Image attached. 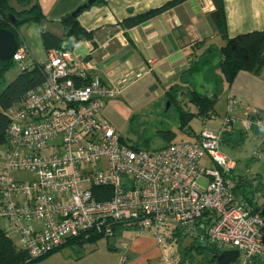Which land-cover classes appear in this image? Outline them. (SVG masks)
<instances>
[{
    "label": "built area",
    "instance_id": "built-area-1",
    "mask_svg": "<svg viewBox=\"0 0 264 264\" xmlns=\"http://www.w3.org/2000/svg\"><path fill=\"white\" fill-rule=\"evenodd\" d=\"M11 60L19 72L39 65L43 75L40 85L7 110L0 162V218L28 260L78 236L108 238L116 226L136 225L138 232L152 229L158 242L165 229L206 241L218 255L237 250L231 264L264 263L261 192L253 195L256 210L235 197L228 175L236 158L220 147L222 133L238 119L233 96L218 131L203 129L193 141L156 150L134 149L101 115L110 90L97 78L77 82L88 68L73 74L72 49H50L36 65L20 36ZM241 124L245 131L263 126L257 115ZM250 157H264V145ZM19 173L30 177L18 178ZM93 188L108 196L98 197Z\"/></svg>",
    "mask_w": 264,
    "mask_h": 264
},
{
    "label": "crops",
    "instance_id": "crops-1",
    "mask_svg": "<svg viewBox=\"0 0 264 264\" xmlns=\"http://www.w3.org/2000/svg\"><path fill=\"white\" fill-rule=\"evenodd\" d=\"M169 1L95 0L77 15L80 26L90 31L92 37L70 48L76 64L72 72L75 74L77 68L86 67L85 79L90 81L97 78L110 90L111 95L105 97L101 115L114 129L118 128L121 113L129 116L139 114L142 118L161 113V106L166 101V90L180 82L191 61L208 47H221L225 43L210 17L214 8L211 0H184L133 27L122 25L126 17L160 7ZM34 2L39 4L45 19L40 23L21 25L19 34L26 42L31 60L37 64L45 60L48 52L42 45V31L61 37L63 26L57 24L86 0H30V4ZM10 4L16 10L21 9L14 0ZM223 6L228 37L264 28V0H223ZM65 44L67 46L70 43ZM189 80L201 93L212 94L213 83L204 73H198ZM229 96L237 100L233 114L238 119L227 133L243 132V140L240 145H235L231 140L227 143L223 140L220 147L225 154L236 158L233 175H244L240 171L241 160L251 162L264 159L250 157L254 149H261L264 145V67L259 75L240 70L231 81L223 80L214 105V115L207 120L193 118L201 124L197 131L191 126L192 120L189 122L192 136L189 141L195 140L203 129L218 131ZM163 111L166 114L173 110L169 109L168 104ZM256 115L263 126L243 130L241 119ZM217 116L218 125L211 128ZM246 147L248 151L244 150ZM256 168L259 170L258 166ZM250 173L263 176L258 171ZM257 201L262 203L264 199L260 197ZM171 234L165 230L162 241L158 242L152 229L138 232V226L130 225L119 228L100 247L98 243L102 239L83 244L80 252L74 246H66L76 249L75 263H81L85 256L94 254L89 264H184L179 260L176 245L169 240ZM94 243L95 246L85 250L86 244ZM99 250L106 254L105 258L96 256ZM59 252L50 254L46 260L56 255L62 257ZM259 263L257 260L254 262Z\"/></svg>",
    "mask_w": 264,
    "mask_h": 264
},
{
    "label": "trees",
    "instance_id": "trees-1",
    "mask_svg": "<svg viewBox=\"0 0 264 264\" xmlns=\"http://www.w3.org/2000/svg\"><path fill=\"white\" fill-rule=\"evenodd\" d=\"M10 1L12 0H0V27L12 31L15 34L17 42H19V28L21 25L40 23L45 17L37 2L30 4V0H14L21 6L20 10H16L11 6ZM181 1L184 0H171L160 7L128 16L122 21V25L126 28L133 27L149 20ZM211 1L214 8L210 13V17L216 31L225 43L221 47H208L195 60H192L188 68L183 72L180 82L170 86L165 93V99L169 103V109L171 108L174 112L175 120L178 123V129L188 133H191L189 122L193 118L207 120L214 115V105L219 93L220 84L223 80L231 81L234 75L240 70L259 75L264 67V28L240 33L231 38L228 37L226 35L223 0ZM10 14L15 20L14 23H11L8 17ZM76 18L77 16H74L66 22H61L64 30L61 37L49 31H42L41 41L43 47L46 50L60 48L70 49L79 41L91 39L92 33L82 28ZM65 42H69L70 44L66 46ZM13 65L11 59L0 62V81L4 79L6 73ZM198 73H204L205 77L213 83V92L211 95L201 93L192 81L189 80ZM42 81L43 75L39 65H37L30 70L19 72L0 91V146L6 142V128L9 123L7 110L19 104L26 93L40 85ZM77 82L80 84H87L89 81L84 79ZM135 117L139 119L141 116L139 114L132 115V122L136 120ZM157 133L166 138L167 141L164 146L172 143L171 141L175 134L173 131L159 128ZM223 140L226 143L231 140L235 145H240L243 140V132L233 131L232 133H222L221 142ZM121 141L125 142V139L121 138ZM132 148L141 149L135 146H132ZM234 170L228 175L233 194L236 198L250 205L253 210H256V204L253 201L254 193L256 191L261 192V196L264 199V191L260 186L259 177L252 175L253 178L251 179L250 176L246 175H233ZM252 181L256 182L255 185ZM92 191L97 194L98 197L108 196V194L103 193L100 188H93ZM121 227L126 226H116L114 232ZM184 237L185 235H183L182 232L175 231L172 232L169 238V240L175 243L178 249L180 262L184 264H216L218 250L214 245L206 241L200 242L194 238L191 239V243L182 246L181 243ZM101 238H103L101 234L78 236L70 239L63 246L40 258L28 260L26 252L13 243L7 231L0 228V264L31 263L46 258L66 245L74 246L78 252H80L83 244L95 242ZM198 257L202 258V260H199ZM259 264L264 263L260 262Z\"/></svg>",
    "mask_w": 264,
    "mask_h": 264
},
{
    "label": "rangeland",
    "instance_id": "rangeland-1",
    "mask_svg": "<svg viewBox=\"0 0 264 264\" xmlns=\"http://www.w3.org/2000/svg\"><path fill=\"white\" fill-rule=\"evenodd\" d=\"M57 25L59 26L62 24L59 22ZM17 71H18L17 66L16 64H14L12 68L6 73L4 79L0 81V91L5 87V85H7V83H9L15 77V75L17 74ZM199 89L201 90V88ZM165 108H166V101L161 106V109H160L161 113L157 115L154 114L153 116H150V118L140 117L138 119L135 117L136 120H134V122L131 121V116L121 113L118 119L119 121L118 128H115V130L122 138L125 139V141L128 144L141 148V149L149 150V151L159 149L166 144V141H167L166 138L162 137L160 134L157 133V130L162 127L170 129L171 131L175 133L172 138L174 141H180V140L189 141L192 137L191 133L180 131L176 124L174 112L170 111L164 114L163 110H165ZM222 120H221V123H222ZM218 122H219V116L214 118V121L211 123V128H216L218 125ZM191 126L195 131H197L200 128L201 124L197 120H192ZM2 150H3V147L1 145L0 146V162L2 158ZM244 150L248 151V147H246ZM228 153L233 155L232 151H229ZM260 160L251 161V162L241 160L240 171L246 176H251L252 174L250 173L251 171H258L260 174H263V176L259 175V181H260V186L262 187V190L264 191V164H263L264 159H260ZM257 166L259 170L256 168ZM16 176L21 179L30 177L28 173H19V174H16ZM199 183L201 185H204L205 181L201 179ZM0 228H2L5 231H7L8 229L7 222L2 218H0ZM160 232L161 234H165V229H161ZM101 239L102 241L98 243L99 247L104 244L103 241L107 240V238L105 237ZM12 241L19 248V245H20L19 242L16 240H12ZM191 241L192 240L190 237L185 236L181 244L182 246H184V245L191 243ZM173 245H175V243H173ZM93 246H95V243L86 244L85 250L87 251V249H90ZM59 251H60L59 253L62 255V257L60 258L59 256L57 257L56 255L47 260L46 258H43V259L33 261L31 263H23V264H72L76 262L75 261L76 260L75 259V254H76L75 248H72L70 246H65V247H62ZM94 256H95L94 254L93 255L88 254L87 256H85V259L81 261V263H75V264H89L90 258ZM96 256L102 259V258H105L106 254L99 250ZM199 260H202V258L199 257Z\"/></svg>",
    "mask_w": 264,
    "mask_h": 264
},
{
    "label": "water",
    "instance_id": "water-1",
    "mask_svg": "<svg viewBox=\"0 0 264 264\" xmlns=\"http://www.w3.org/2000/svg\"><path fill=\"white\" fill-rule=\"evenodd\" d=\"M25 1V0H22ZM95 0H86L85 3L79 5L75 10L70 12L68 15L62 18V22H66L71 17L77 16L82 10L93 4ZM9 19L11 23H14L15 20L10 14ZM18 42L16 40L15 34L9 29L0 27V62L8 61L12 58L15 50L17 49ZM169 103L167 102L166 105ZM238 257L237 250H223L216 258V264H231Z\"/></svg>",
    "mask_w": 264,
    "mask_h": 264
}]
</instances>
